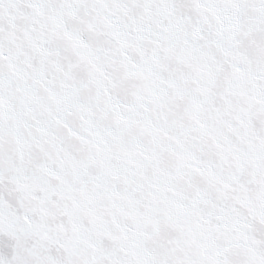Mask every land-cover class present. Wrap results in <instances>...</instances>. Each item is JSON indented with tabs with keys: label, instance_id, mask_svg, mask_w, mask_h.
I'll use <instances>...</instances> for the list:
<instances>
[{
	"label": "snow or ice",
	"instance_id": "obj_1",
	"mask_svg": "<svg viewBox=\"0 0 264 264\" xmlns=\"http://www.w3.org/2000/svg\"><path fill=\"white\" fill-rule=\"evenodd\" d=\"M0 264H264V0H0Z\"/></svg>",
	"mask_w": 264,
	"mask_h": 264
}]
</instances>
